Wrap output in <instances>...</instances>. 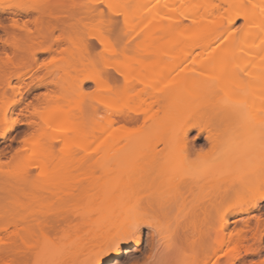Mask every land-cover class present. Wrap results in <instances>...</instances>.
Listing matches in <instances>:
<instances>
[{"label":"rangeland","instance_id":"374dc122","mask_svg":"<svg viewBox=\"0 0 264 264\" xmlns=\"http://www.w3.org/2000/svg\"><path fill=\"white\" fill-rule=\"evenodd\" d=\"M33 1L42 0H0V27L9 31L12 18L9 12H14L18 5H28ZM83 2L88 3L93 9H103L106 12L104 14L112 19L114 26L107 25L103 18L90 17L82 20L83 24L77 27L74 34L53 47L61 48L63 50L61 55L40 54L37 68L28 65L13 72L10 79H0V251L3 252L0 263L9 259L6 257L11 255L15 247L20 253L18 256L14 255V260H22L25 249L24 246L21 247V242L17 238L18 232L19 237L24 238L23 241L27 239L26 242L28 241L27 244L31 248L29 258H26L27 261L22 260L23 264H90V261L103 249L101 247L99 252L95 249L97 254L89 256L86 261L87 254L97 243L103 244L109 235L119 229L124 230L133 220H147L148 223H141L138 227L141 232L140 244L127 249L118 262L111 264H133V262L154 264L161 259L173 261L174 264H200L203 241L193 237L190 232V222L194 203L203 197L204 191L192 187V193H188L186 188L176 189L174 185L160 179L150 181L144 176V170L135 166L126 169L127 175L119 186L123 191L115 196L116 199L113 200V197L109 196V199H112L109 204L105 200L104 204L102 202L113 187L111 183L115 178L114 173L118 172L117 164L126 161L138 163L142 148L153 143L157 144L162 138L173 147L181 148V142L178 140L177 145L173 132L177 130V125L183 130L194 124L190 108H193L194 112V107L196 110L198 108L197 111L202 114L203 112L219 114L233 105L234 91L242 86L247 88L254 83V76L264 67V0H195L194 2L83 0ZM159 2L163 5L162 12L147 20L140 17L145 10ZM246 4L251 6L248 7L245 15L254 16V21H260L263 25L255 29L252 35L240 37L245 28L244 20L237 18L230 25L227 19L238 13ZM111 8L117 10V13L108 14ZM192 14L199 17L197 19L201 24L199 29L221 32L226 26L228 30L226 35L219 36L209 47V50H213L219 46L220 57L217 58L216 64L203 72L204 75L200 74V71L195 73L197 79L221 84L232 75L231 73H235L238 80L234 89L217 91L216 94L204 99L203 105L201 100L194 102L195 105H192V100H188L192 101L191 105L186 102L187 100H183L173 102L171 107L163 112L153 106V117L143 128L129 127L124 131L119 125L114 124L112 131L107 132L108 117L114 110L129 114L133 110H149L148 103L151 98L158 96V93L169 83L171 88H174L172 86L175 81L172 83L171 78L166 79L167 81L157 78L148 79L147 73L136 67L137 64L153 62L142 53L150 44L145 36L149 28L159 24L166 25L174 19L179 21V26H189L191 23L185 15ZM34 17L35 14H28L26 17L21 15L17 23L32 20ZM15 33L19 35L16 29ZM184 33L175 43L184 51L191 49L195 55L198 54L199 38L191 37L190 33L193 32ZM57 34L58 32L55 33ZM113 34L118 35L120 40ZM229 34L235 35L234 41L225 39ZM127 36L130 38L128 39ZM3 37L4 32L0 29V39ZM256 41L262 46L254 54L239 53L241 49ZM168 43L161 41L157 45H161V48L158 47L160 49H163L162 46L167 49ZM105 48L107 51H104ZM2 52L0 48V54ZM52 57H55V62L44 63ZM225 61L230 62V67L225 71L217 72L216 67L221 66ZM190 62V58H182L180 61L170 59L167 65L171 69L179 64L178 69H180ZM100 63L106 65L103 72L100 71ZM112 66L123 70L129 78V88L124 97H115L110 91L111 80L106 77L105 72L113 75L119 82L122 81V77L115 73ZM98 78L99 80L95 82L94 80ZM177 81L180 84L182 80ZM9 82L10 86H8ZM34 83H43V85L31 88V84ZM15 90L21 93V105L3 114ZM177 94L179 96L176 95L177 98H184L185 94ZM249 101L254 104L251 115L264 114V103L258 104L256 99L242 100L240 105L243 106ZM179 116H184L185 119L181 117V120ZM138 118L141 119V115H138ZM213 128L217 142L226 149L223 161H229L232 170L239 165L248 168H259L264 165V151H260L264 147V128L253 130L246 135L241 134L242 136L237 134L236 124L219 122L218 125L215 123ZM204 136L205 133L198 135L192 130L187 134L186 141L191 142L197 138L195 145L206 147ZM111 141L115 142V146L111 145L112 149L108 147ZM159 143L157 150L162 147ZM244 148L248 151L245 158L235 154ZM189 149L191 146L185 144L182 151L187 152L186 150ZM195 159L191 154L187 155L178 165L185 166L187 171H192ZM42 165L45 166L43 169ZM50 175L52 177H49ZM223 177L227 179L228 175L223 174ZM72 188L74 192L71 195L76 196L73 199L72 197L64 199V203L62 201L64 192H72L69 190ZM260 188L261 186L252 184L243 199L226 205L222 214L225 216L229 213L236 214L249 208L252 200L259 195ZM76 189H79V192ZM49 192L60 198L62 202L55 197L51 200L50 195L47 194ZM101 195H104L103 198ZM47 196L50 198L49 203L43 200L48 198ZM102 204L104 212H95V209L102 207ZM102 208L100 210H103ZM48 209L52 212L48 213ZM108 209L113 213L112 215ZM64 210L71 214L67 219L69 224L65 226L66 230L64 229L66 233L59 230L64 228L62 224L61 227L55 226L53 230L38 231L41 228L37 226L39 222L50 220L44 218L45 212V216L47 213L51 216L53 212L59 214ZM258 211L264 217V202L259 204ZM253 215H257V212L233 215L228 217V220L230 222L246 220ZM5 226L7 230L3 228ZM230 226L232 227L233 224ZM42 232L44 234H41ZM255 247H258L256 254L244 255L241 248L236 249L225 244L216 257L210 254V262L217 258L218 264H227L228 254L236 249L241 257L234 264H261V261H264V234L260 242L254 243ZM104 255L99 256V259Z\"/></svg>","mask_w":264,"mask_h":264},{"label":"bare ground","instance_id":"6f19581e","mask_svg":"<svg viewBox=\"0 0 264 264\" xmlns=\"http://www.w3.org/2000/svg\"><path fill=\"white\" fill-rule=\"evenodd\" d=\"M188 1L194 2L195 0ZM28 6L29 7H17L14 12H9L12 15L9 31H6L5 28L0 27V29L4 32V39H0V48L3 51L2 54H0V79H10L13 72L28 65H32L34 66V68H37V59L38 55L40 54L46 53L50 56H52L53 54L61 55L63 50L61 48L54 49L53 47L58 46L60 42L68 39L71 34H74V32H76L77 30V27L83 24L82 20L88 19L90 17L103 18L105 19L104 22L107 25L114 26L112 19L108 15L104 14L106 12H104L103 9H93L89 6L88 3L83 2V0H42L36 2L33 1V3L28 4ZM250 6L251 4L242 6V9L238 13L227 19V22L230 25L237 18H241L244 20L245 28L242 36L240 37L252 35L255 32V29H259L263 25V23H261L260 21H254V16L245 15V12ZM162 8L163 5L161 4V2H159L157 5L145 10L143 14H140V17H144L145 20L150 19L151 17L155 16V14L162 12ZM1 12L4 11L1 10ZM116 13L117 10L111 8L108 14L113 15ZM28 14H35V17L32 20H26L17 23L19 16L24 15V17H26L28 16ZM185 16H187V19L191 23L189 26H179V21H176L174 19L175 21L172 20L166 25L159 24L147 30L145 36L147 37L150 44L145 50L142 51V53L147 59H152L153 62L148 64H137L136 67L139 70L142 69L145 73H147L146 76L148 79L157 78L159 80L167 81L166 79L171 78V81H173L172 83H174L175 81L174 85L171 83V85H173L172 87L174 88H171L169 83L167 84L168 86L165 85L166 87H164L162 90L160 89L161 91L158 93V96L150 99V102L148 103L149 110H133L131 114L114 110L112 112V115L108 117L107 132L112 131L114 124L119 125V128L124 131H126L129 127H138V129L143 128L153 117V106L156 107L160 112H163L171 107V104L173 102L177 103L183 100H187L186 102L189 104L192 103V101L193 103H197L196 101L201 100L200 102L203 105V102L205 101L204 99L216 94L217 91H230L234 89L238 80V77L235 75V73H231L232 75L221 84H215V82L210 80L200 81V78L197 79L195 74L200 71V74L204 75L203 72L208 71L211 65L216 64L218 60L217 58L220 57V54L218 53L220 50L219 46L213 50H209V47L217 40L219 36L227 34V27L225 26L221 32H216L215 30L208 29H199L201 27L200 22L197 21L199 17H195L194 14ZM13 21H15V24H13ZM15 29L19 31V35H16ZM186 31L193 32L190 33L191 37L199 38L197 41L200 45V52L196 55L191 49L184 51L183 48L175 43L176 41H179L180 37L184 35V32ZM56 32H58L57 35H55ZM113 36L120 40L118 35L113 34ZM127 38L129 39L130 36H127ZM234 38V34H229L225 39L228 41H234ZM161 41H168L169 48L166 49L165 46H162L163 49H160L161 45L159 46L157 44ZM258 42L259 41H256L255 43H252L245 47L243 50L241 49L239 53L246 52L249 55L254 54L257 49L262 46L259 45L260 43ZM236 56L239 57V55L237 54ZM53 58L55 57H52L49 61L55 62L56 59L53 60ZM182 58H190L191 62L188 64L192 65L194 68L188 64L187 66H182L183 68L181 67L180 69H178L179 64H177L175 67H171V69L169 68L168 60L171 59L180 61ZM229 67L230 62L225 61L221 66L216 67V71H225ZM112 68L115 73L122 77V81L119 82L115 77H113V75L105 72L106 77L110 78L111 80V84H109L110 91L115 97H124V95L127 93V89L129 88V78L126 76L124 71L120 68H117V66H112ZM171 72L176 73L175 75L173 73V76H171ZM200 74H198V76ZM179 79L182 80L180 81V84H178L177 81ZM201 79H203L202 76ZM254 79L255 81L251 86L247 88L242 86L234 91L235 100L233 105H231L227 110L223 112L221 111L219 114H206V112H203L202 114V112L199 113L197 111L198 108L196 110V108L194 107L195 112L198 113L196 114L193 108H190V112L193 113L194 124L189 126L187 129L182 128L183 130H181L180 126L177 125V130L173 132L174 137L176 138L175 140L177 141V145L178 140L181 142V148L173 147L168 143L166 139L162 138V140H158V143L160 142L159 144L162 146L160 150H157L158 143H153L145 148H142V150L140 151L142 153L141 159L138 163L134 164L126 161L122 162V164H117L116 167L118 168V172L115 171V178L113 179V182L111 181L113 187L111 186L112 189L107 192L108 194H106V196L108 197L105 196L103 198L104 195H101L103 198L102 203L104 204L105 200L107 201L106 203L109 204L112 200L109 199V196H112L113 200H115V196H117V194L119 195V192L121 193V191H123V188H120L119 186L120 182H123V179L127 175L126 169H132L135 166H139L144 170V176L148 177L150 181H154V179H160L167 184L174 185L176 189L184 187L187 189L188 193H192V187H197L199 190L204 191L203 197L201 199H198L194 203L195 205L191 215L192 220L190 222V232L191 234H193V237H196L198 240L203 241V250L201 252L200 264H218L217 258H214V260L212 259L213 261L210 262V254L216 257V255L221 251L222 247L225 244H229L236 249L237 247L241 248L244 255L256 254V252L258 251V247L254 248V243L256 241L260 242L262 235L264 234V217H262L261 213L258 211V206L260 203L264 202V199H260L258 195L252 200V204L249 208L245 209L244 211H238L236 214L229 213L225 216L222 214V211L226 205L241 201L244 197L245 192L252 184H255L257 186L264 185V165L259 168H248V166L239 165L236 169L232 170L229 161H223V155L226 154V149L222 148V146L217 142V138H215V130L213 128L215 126V123L216 125H218L219 122L221 124L225 123L229 125L236 124L238 135H246L253 130L255 131L259 128H264V114L261 116L251 115L252 109L254 107V104H252L251 101L243 106L240 105L242 100L256 99L258 104L264 103V67L254 76ZM98 80L99 78L95 79L94 81L96 82ZM42 85L43 83H34L31 84L30 87L38 88ZM8 86H10V82L8 83ZM177 93H182L181 95L185 94L183 95L184 98H177ZM20 97L21 93H17L15 90L13 98L10 99V101H8V104L5 106L3 114H5V112H8L9 110H14L18 105H21ZM188 100L192 101L189 102ZM193 103L192 105H195V103ZM188 105L187 107H189L191 104L189 106ZM138 115H141V119L138 118ZM190 115L191 114H189V117H191ZM184 116L181 117L185 119ZM181 117L180 119L182 120ZM192 130H195L198 135L205 133L204 141L206 142V147H200L201 145L198 147L197 145H195V141L197 138L191 142L186 141L188 140L186 139L187 134ZM185 144H187V146L188 144L189 146H191V149L186 150L187 152H185V150L182 151V148H184ZM111 145L115 146V142L111 141L108 145V147L112 149ZM260 151H264V147ZM247 153V148H244L238 150V152H236L235 154L242 158H245L247 156ZM190 154L196 159L192 164L194 166L193 170L187 171L184 168L185 166H179L178 163H180L185 159V157H187V155ZM66 164L69 165L68 163ZM44 167L42 165V169ZM119 169L121 170L119 171ZM223 174L225 176L228 175L227 179H224ZM64 176H61V178ZM49 177H52V175H50ZM61 178L60 180H62ZM66 184H68V182H66ZM68 188L69 187H66V189ZM79 189L76 190H78L79 192ZM69 190H71L72 192H70ZM69 190V192L67 193L61 190L62 192H64V194L61 192L63 194L62 201H64V199H67L68 197H72L71 199H73V197L76 196L75 194L71 195V193L73 194L74 192L73 188ZM47 194L50 195L49 197H51V200L54 197L56 198V195H54L53 193L49 192ZM49 197L43 199L44 202L48 201L49 203ZM56 199H58L59 202L61 201V199L58 197ZM103 204V208L99 207L101 205H98L99 208L95 209V212H104L105 209ZM100 208H102L103 210H100ZM253 211H256L257 215H253L246 220H239L234 222H230L228 220V217H231L233 215H240ZM49 212L52 211L48 209V213ZM109 212L111 215L113 214L110 210ZM45 213L44 218L47 217V219L50 220H48V222L44 220L37 224V226H41V228L39 227L40 229L38 230L40 232L44 231L45 229L53 230L55 226L58 227L62 224L61 226L64 225V228L59 229L61 232V230L64 231L65 226L69 224V220L67 219L71 214L68 211L64 210V212L62 211V213L58 212L59 214L53 212L51 216L48 213V216H45ZM36 223H38V221H36ZM231 224H233L232 227L230 226ZM3 228L6 229V226ZM122 231L123 229H119L114 234L109 235L105 239L103 244L97 243L94 249L90 250V252L87 254V258L85 260L87 261L89 256L97 254V251L99 252V249L101 247L105 248L107 246V242ZM41 234L44 233L42 232ZM140 234V229L137 228L134 240L121 242V251L118 253L106 252L104 257L99 259L100 264H111L114 262H118V260L123 256L127 249L136 247L140 244ZM19 235L17 232V238L21 242L20 245L21 247L24 246L25 249V251L23 252V249L20 248L23 252L22 260H25L26 258H29L28 255H30L29 251L31 248L27 244L28 241L26 242L27 239L23 241L24 238L22 239V237H19ZM249 242H252V244H250ZM95 249H97V251H95ZM236 249L233 251V253L228 254L227 264H234L235 261H238L240 259L241 254L237 252ZM19 253L20 252L18 248L15 247L14 250H12L11 255L6 257L10 260H4L0 264H23L21 259L16 261L13 258L14 255L18 256ZM2 255L3 252L0 251V259L2 258ZM27 260L28 259H26V261Z\"/></svg>","mask_w":264,"mask_h":264},{"label":"snow or ice","instance_id":"6c2138e0","mask_svg":"<svg viewBox=\"0 0 264 264\" xmlns=\"http://www.w3.org/2000/svg\"><path fill=\"white\" fill-rule=\"evenodd\" d=\"M18 7H29V6L28 5H18ZM13 24H15V21H13ZM104 51H107V48H105ZM54 59L55 58H53V60ZM51 62L52 61L46 60L44 63L49 64ZM105 66L106 65H104L103 63L99 64L101 72H103V69ZM45 95H47V93H45ZM259 197L260 199H264V185H262L260 188ZM141 223H148V221L147 220H133L130 224H128L121 233H119L117 236H115L114 238H112L111 240L107 242V246L103 248L100 253L97 254V257L95 259L90 261V264H100L99 256L104 255L105 252H108V253L120 252L121 242H128V241L134 240L136 229L140 226ZM133 264H135V262H133ZM154 264H174V262L167 260V259H161L159 262H154ZM261 264H264V261H261Z\"/></svg>","mask_w":264,"mask_h":264}]
</instances>
